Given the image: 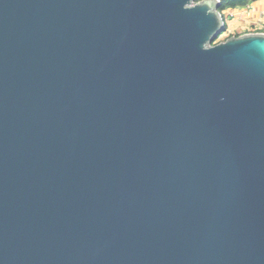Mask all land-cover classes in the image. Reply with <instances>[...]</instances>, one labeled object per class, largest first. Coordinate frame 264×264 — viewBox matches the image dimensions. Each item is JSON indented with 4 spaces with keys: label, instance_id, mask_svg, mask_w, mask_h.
<instances>
[{
    "label": "water",
    "instance_id": "1",
    "mask_svg": "<svg viewBox=\"0 0 264 264\" xmlns=\"http://www.w3.org/2000/svg\"><path fill=\"white\" fill-rule=\"evenodd\" d=\"M221 0H0V264H264V33Z\"/></svg>",
    "mask_w": 264,
    "mask_h": 264
},
{
    "label": "crops",
    "instance_id": "2",
    "mask_svg": "<svg viewBox=\"0 0 264 264\" xmlns=\"http://www.w3.org/2000/svg\"><path fill=\"white\" fill-rule=\"evenodd\" d=\"M226 30L231 35L264 33V0H256L244 8L225 9Z\"/></svg>",
    "mask_w": 264,
    "mask_h": 264
},
{
    "label": "trees",
    "instance_id": "3",
    "mask_svg": "<svg viewBox=\"0 0 264 264\" xmlns=\"http://www.w3.org/2000/svg\"><path fill=\"white\" fill-rule=\"evenodd\" d=\"M200 1V0H195ZM256 0H221V4L219 6V11H223L225 9H237V8H244L250 5L252 2ZM226 29V25H225ZM224 29V31H225Z\"/></svg>",
    "mask_w": 264,
    "mask_h": 264
},
{
    "label": "rangeland",
    "instance_id": "4",
    "mask_svg": "<svg viewBox=\"0 0 264 264\" xmlns=\"http://www.w3.org/2000/svg\"><path fill=\"white\" fill-rule=\"evenodd\" d=\"M222 13L224 14L225 16V13L224 11H222ZM231 34V32H230ZM230 34L229 32H226V31H222L220 34H218L212 41V44H217L219 42H221L222 40H225L227 39L228 37H230Z\"/></svg>",
    "mask_w": 264,
    "mask_h": 264
},
{
    "label": "built area",
    "instance_id": "5",
    "mask_svg": "<svg viewBox=\"0 0 264 264\" xmlns=\"http://www.w3.org/2000/svg\"><path fill=\"white\" fill-rule=\"evenodd\" d=\"M225 31L227 32V30L225 29ZM230 34V33H229ZM223 41V40H222Z\"/></svg>",
    "mask_w": 264,
    "mask_h": 264
}]
</instances>
